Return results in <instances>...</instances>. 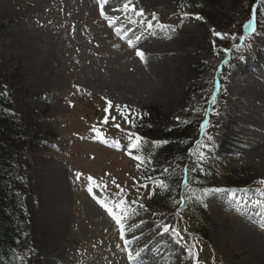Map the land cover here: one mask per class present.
<instances>
[{
	"label": "rangeland",
	"instance_id": "rangeland-1",
	"mask_svg": "<svg viewBox=\"0 0 264 264\" xmlns=\"http://www.w3.org/2000/svg\"><path fill=\"white\" fill-rule=\"evenodd\" d=\"M175 1L0 0V74L16 75L9 91L13 112L24 118L32 110L40 111L60 120L72 118L76 124L79 117L101 115L104 107L117 117L118 111L154 105L177 126L191 95L194 67L215 61L209 54L216 44L211 27L233 29L232 24L245 17L250 0H181L180 10L175 9ZM190 1L200 9L187 6ZM203 10L211 12L206 17H213L214 23L198 15ZM171 16L174 20L161 27ZM228 21L232 24L225 26ZM261 49L264 29L250 39L243 59L229 74L230 79L240 69L231 86L228 81L224 87L231 101L220 110L212 134L219 137L217 141L229 133L241 138L244 153L223 157V163L264 179V71L256 62L251 71L246 67ZM41 94L52 95L49 104L33 100ZM42 126L58 135L66 130L56 121ZM249 136L258 141H249ZM67 146L59 143L62 151ZM78 149L75 156L82 169L103 170L110 165L116 169L121 162L116 152L94 145ZM53 156L57 157L29 153L24 163V207L33 251L27 264H125L126 246L120 249L119 245L122 223V237L136 249L135 259L142 264H182L185 249L174 236V219L164 216L162 224L155 226L148 213L139 216L141 211L131 201L122 209L123 201L117 200L113 211L106 208L104 198L99 201L90 194L93 204L82 189L86 179H81V186L72 180V185L73 169ZM126 169L134 172L130 165ZM248 200L244 198L242 209ZM208 204L206 238L216 259L223 264H264V234L254 225L259 215L218 210L236 206L233 198ZM140 246L154 251L144 256Z\"/></svg>",
	"mask_w": 264,
	"mask_h": 264
},
{
	"label": "trees",
	"instance_id": "trees-1",
	"mask_svg": "<svg viewBox=\"0 0 264 264\" xmlns=\"http://www.w3.org/2000/svg\"><path fill=\"white\" fill-rule=\"evenodd\" d=\"M250 1L254 3L257 0ZM249 9L247 6L245 12L248 13ZM209 18L211 23H214V18ZM234 23L228 21L223 24L237 25ZM194 71L196 80L192 83L194 101L192 110L198 112L188 116L183 127L170 129L168 118L155 107H150L147 121L141 116L142 120L133 125L147 148L150 144L146 139L164 141L159 147L162 148L157 154L154 153L155 156L151 159L150 172L153 176H158L162 167H168L175 160L179 165H183L186 158L185 149L196 136L197 122L203 109L201 94L208 82L209 72L201 65ZM15 80L16 75L5 77L0 74V264H19L16 261L17 257L26 250L30 253V231L24 207L27 189L22 169L28 153L35 154L44 147V138L39 136L52 137L51 131L42 129L41 120L45 118V113L32 111L26 119H22L11 111L12 99L6 84L8 82L13 84ZM224 180L227 186H238L250 183L253 176L242 169L230 170Z\"/></svg>",
	"mask_w": 264,
	"mask_h": 264
},
{
	"label": "snow or ice",
	"instance_id": "snow-or-ice-1",
	"mask_svg": "<svg viewBox=\"0 0 264 264\" xmlns=\"http://www.w3.org/2000/svg\"><path fill=\"white\" fill-rule=\"evenodd\" d=\"M98 2H100V0H98ZM125 7L127 8L128 7V5H125ZM139 14H141L142 15V12L141 13H139ZM219 35V34H218ZM137 55L139 56V55H142L141 53H139V52H137ZM106 122V121H105ZM262 183H264V181H262ZM165 231H167V228L165 229Z\"/></svg>",
	"mask_w": 264,
	"mask_h": 264
},
{
	"label": "bare ground",
	"instance_id": "bare-ground-1",
	"mask_svg": "<svg viewBox=\"0 0 264 264\" xmlns=\"http://www.w3.org/2000/svg\"><path fill=\"white\" fill-rule=\"evenodd\" d=\"M149 246V245H148Z\"/></svg>",
	"mask_w": 264,
	"mask_h": 264
}]
</instances>
